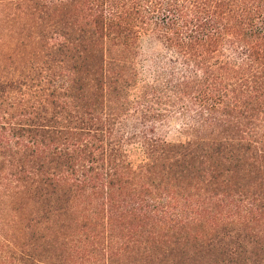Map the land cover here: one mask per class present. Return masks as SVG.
Listing matches in <instances>:
<instances>
[{"label": "trees", "instance_id": "trees-1", "mask_svg": "<svg viewBox=\"0 0 264 264\" xmlns=\"http://www.w3.org/2000/svg\"><path fill=\"white\" fill-rule=\"evenodd\" d=\"M0 264H264V0H0Z\"/></svg>", "mask_w": 264, "mask_h": 264}, {"label": "rangeland", "instance_id": "rangeland-1", "mask_svg": "<svg viewBox=\"0 0 264 264\" xmlns=\"http://www.w3.org/2000/svg\"><path fill=\"white\" fill-rule=\"evenodd\" d=\"M179 139H181V138L179 137V135L177 134V132L174 129H172L167 136L168 141H176Z\"/></svg>", "mask_w": 264, "mask_h": 264}]
</instances>
